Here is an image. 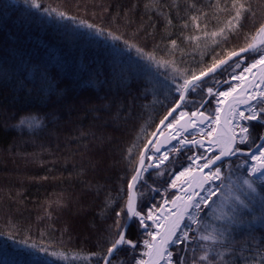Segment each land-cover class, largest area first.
I'll use <instances>...</instances> for the list:
<instances>
[{"label": "trees", "instance_id": "16d2710c", "mask_svg": "<svg viewBox=\"0 0 264 264\" xmlns=\"http://www.w3.org/2000/svg\"><path fill=\"white\" fill-rule=\"evenodd\" d=\"M34 3L0 0V264H104L123 232L139 161L182 101L185 81L252 44L264 26V0ZM263 52L264 45L245 52L197 82L181 107L214 103L207 88L224 81L228 88V73ZM22 122L28 126L18 129ZM247 125L240 153L219 165L222 183L202 205L189 242L172 246L175 264H264V179L246 166L264 123ZM177 154L151 168L146 160L136 212L146 216L179 194L169 181L193 150ZM14 162L26 165L24 175L15 177ZM240 177L256 191L235 183ZM78 206L88 210L74 214ZM146 225L133 217L125 239L134 246L119 245L108 264L143 258Z\"/></svg>", "mask_w": 264, "mask_h": 264}, {"label": "rangeland", "instance_id": "374dc122", "mask_svg": "<svg viewBox=\"0 0 264 264\" xmlns=\"http://www.w3.org/2000/svg\"><path fill=\"white\" fill-rule=\"evenodd\" d=\"M260 34H261L260 31H258L257 34H256V36H255V39L256 40L254 39L255 42L258 41V36ZM241 61H244V59H241L240 61H238L235 64V66H237L239 64V62H241ZM252 62L253 63H251L249 65H245V67H242L241 69L243 71L245 69V72L246 71L249 72L253 68V66L255 64H257L259 61H257V60L255 61L254 60ZM235 66H234V68H235ZM241 69H240V71H242ZM228 75H229V78H228L227 82L229 83L230 86L228 88H226V89H228L227 91L231 94L233 92V89L236 90L239 86L242 85L243 78L241 76H238L237 73H235V70L234 69L231 70L228 73ZM225 84H226V82L224 81L223 83H218L217 82L216 85L209 86L207 88V92L210 95H214L215 96L214 103L211 102V104H210L209 103V100H210L209 98L208 99H205V100H202V102L200 103V105L197 106L196 109L192 110L191 112L188 111V113H194V112H197V111H199V112L200 111H204V112H206V113L214 116L218 112L219 104H222V102H221V95L220 94H221L223 88H225V87H223ZM263 88H264V85H263ZM209 90H211V91H209ZM258 101H260V96L258 97L257 100H254V101H252L250 103V105L248 106L249 109L245 112V115L244 116L251 115L252 114V111L255 110L258 118L256 120H253V121H261V122L264 123V120L259 118V114L261 113V111H260L261 108L256 107V103ZM212 103H213V108H212ZM184 111H187V110H185L184 108L181 107L180 111H178V113H176L171 118V122L177 120L179 118V116L184 113ZM67 115L65 114L64 117H66ZM247 124H248V120L242 118V120H241V122H240V124L238 126V131L236 133V137L239 140V142L241 141V139L244 136H248V132L247 133H244V132L241 131L242 128H248V125ZM25 125H26V127L28 126L27 123L26 124H23V122H22L20 125L17 126V128L19 129L20 127L25 126ZM215 127H216L215 124H211V125L209 124L208 126H206L204 128H199V129H197L195 131H192L190 133H186L185 135H183L179 139L178 142H176L173 146H171L169 148V150L167 151V155L166 156H161L160 157V155L156 156L154 154L152 156L151 155V153H152V145H150L147 148V153H148V155H147L148 158L147 159L149 161L148 164H150L149 165L150 166L149 168H151L153 166H156V165L160 166V165L168 162L169 159L172 156H175L176 157L178 155L177 153L179 151H182L185 148H191L193 150V154L190 156V163L187 165L186 168H184V170L182 169L181 171L174 172L172 174V177H171L170 181H169V187L172 188V189H174V190H178L179 191V189L177 188V186L180 185V182L182 180H185L186 181L187 178H188V176H190V174L194 170L196 171L197 169L199 170L202 167H204V165L207 164V162L210 161L211 158L216 154L215 152L208 153V151L205 150L206 144L211 143L210 141H211V139L214 136V128ZM262 137H264V133H263ZM108 138L109 139H112V137H110V136H108L107 139ZM241 144H243V143H241ZM262 144H264V140H263ZM214 147H215V145H214ZM256 149L257 150H256V152H254L255 154H253V155H257L259 153L258 147ZM216 152H219V150H217ZM239 153L240 152H235V154L231 158L237 157V154H239ZM150 157H152V158H150ZM251 157H252V155L250 156V162L248 163V160L246 162L247 168L249 166V175L258 177L256 174H252L251 173V167L256 164V161L253 160ZM194 158H197L196 163H194ZM141 160H142V158L140 159L138 166L140 165ZM11 162L13 164V159H11ZM14 163H15L14 164V168L16 170H14L13 172L16 175L15 177L24 175L23 174L24 173L23 172V168L26 165L24 163H20V162H14ZM222 168H224V167L222 166V167H218V168L212 169L208 173H207V171H205V174H203L206 177V179L208 178V180H209V183H205L204 184V186L202 188V193H201L202 196H200V198L201 197H205V201L200 204V207L199 208H194V206H193L192 210L190 211V214L191 213L193 214L192 217H194V219H195L196 222L193 223V221L190 220L189 217H187L185 219L184 223L182 224V226H180V228L178 229L176 236L172 239V241L170 243V247H169V253H171V260H170L169 264H175V260L173 258V252L174 251L171 250L172 249V246L175 245L177 242H180L181 240H183L184 242L185 241L186 242H189V237H190L189 236V232L192 230L193 224H196L197 221H198L199 213H200V209H201L202 205L207 204L206 199H208V195H207L208 194V190L211 189L214 192H217L218 191L219 184H221L222 183V180H223V170H222ZM141 170H143V166H142ZM217 170H219V179H209V177L212 176L214 173H216ZM181 173H183V175H181ZM142 176H143V172L141 171L140 176H138L137 185L139 184ZM258 178H260V177H258ZM245 180H248V179H244V178H241L240 177L239 180L237 182H235V183H238V184L240 183L242 187L245 186V187L248 188V186L244 184V181ZM186 184H187V181L184 183L183 186H185ZM173 185H175V186H173ZM232 185L235 186V188H237V186H238V185L236 186V184H234V183H232ZM183 186L181 188H183ZM230 189L232 190L231 187H230ZM131 190H132V188H131ZM180 193L181 192H179V194ZM130 194H131V192H130ZM246 194H248V191H246ZM237 197L241 198V196L238 193L236 194V197L234 196V198H237ZM223 198L224 197H222V195H221L220 201L223 200ZM234 201H235V199L232 200V202H234ZM169 202H171V201L169 200ZM164 203H165V201H163L160 204V206L158 208H156V209L148 210L146 216H143L141 214H139V216H138L139 219H140V221L143 219V221H144L143 226L146 225V223L148 222V223L151 224V228L149 230H147L148 231V234H149V237L143 243V245H144L143 258L142 259H139L138 262H137V264H141V262H144L147 259L148 252H149L150 245H151V240L153 239V235H150V233L151 234H154V232H155V226H154L155 225V221H156L155 219L159 218L158 211L163 209L161 207H162V205ZM222 208H223V206L221 204L220 205H217L215 207V209H214V213L217 216H219V214L221 212H223ZM73 209H75V208H73ZM87 210L88 209L85 210L84 207L78 206V208L76 207V211H74L73 213L74 214H78V215H83ZM149 214L152 215L153 219H147V217H148ZM228 219L229 218H227L225 220H228ZM164 224L165 223H164V219H163L162 225H164ZM87 227H89V228L91 227L92 229L94 228L93 225H92V223H87ZM145 228H147V227H145ZM185 233H187V236L186 237L184 235Z\"/></svg>", "mask_w": 264, "mask_h": 264}, {"label": "water", "instance_id": "95a60500", "mask_svg": "<svg viewBox=\"0 0 264 264\" xmlns=\"http://www.w3.org/2000/svg\"><path fill=\"white\" fill-rule=\"evenodd\" d=\"M252 45L254 47H251V48L247 47L246 48L247 51H241L240 53H244V52H248V51L252 50L256 46H258L259 43H255V44H252ZM234 57H235L234 55H231L230 57H228L226 60L223 61L224 63H220L219 65H217L214 68L215 69L214 71H207V72H205V75L200 74V75L196 76V77H199V79L193 81V83L191 85H189L188 88L184 89L183 97L184 98L186 97V95L188 93V89L193 84H195L196 82H198V81H200V80L212 75L216 71L220 70L223 66H225ZM259 67H260V64L255 65V67L253 68V75L258 71ZM231 97L232 96H230L229 99ZM257 98L258 97H256V99ZM228 100L223 103L224 108L226 107V103L228 102ZM180 106H181V103H179V107L178 108H180ZM178 108L175 107L176 110ZM195 114L196 115H193V113H184L181 117H179V119H177V121L173 125H168V127L166 129H164L166 124H167V122H168V120H169V118H170V116L168 115L167 116L168 119H164L163 120V123L160 124V126L158 127V129H157V131L155 133L156 141H155L154 146H153V153H155V154H165V152L167 151L169 146L171 144H173L174 142L178 141L182 134L188 133V132L198 128L199 126H204V125L210 123L213 120L210 115H208V114H206L204 112H195ZM219 117H221V111L219 113ZM261 142H262V140H261ZM236 145H237V139H236V137H234V139H232V142H231V145H230L231 153L234 152V150L236 148ZM228 151H229V149L221 151L219 154H217L215 157H213L207 163L208 167H202L199 170V172L201 174H204L205 171H208L209 169L215 167L216 165H218L219 163L223 162L224 160L230 158L232 154L221 155L222 152L228 153ZM218 156L220 157V159H216V157H218ZM146 158H147V155H146V151H145L144 156L142 158L143 163H140V165L138 167V170L136 172V175L140 174L141 168L145 164ZM213 161H214V163H213ZM195 177H196V171L194 170L191 173V175L189 176L188 185L184 188L182 193L174 199L173 203L162 206V208H164L165 211L167 213H169L170 216H171V215H173V213H175L178 204L181 203L182 200L184 201V203H183V211H182L181 215L178 216V217H181L180 226H182V224L184 223L185 219L188 217V215H190V210H191L192 207L191 208H187V211H185L186 206L188 204H194V201H197V198L202 195L201 193H202V188H203L204 184L207 183V181H205V182H202L200 185H195V183H194L195 182ZM135 186H136V184L134 183L133 187H135ZM136 205H137V201H136V197H135L134 198L135 210H136ZM169 209H171V210H169ZM161 212H162L161 210L158 211V216L161 215ZM165 216L166 217H163L164 223H165L164 225H162V223H163L162 219L161 220L159 218L156 219V222H155V225H154L155 226V232H154L155 239L157 238V236L162 234L163 235V240H164L167 237L168 231L172 228V226H169V227L167 226L166 227L167 218L169 216H167L166 213H165ZM132 219H133V215L130 213L129 216H128V219H127V221L125 223L124 234L126 233V230L129 227ZM176 219H177V217H176ZM176 219H175V221H176ZM163 227H165L166 230H163ZM178 229H176L175 235L172 236L171 240L167 244H164V247H166V246H168V248L170 247V243H171L172 239L176 236ZM155 239H152V241H151L152 244L154 243ZM144 264H147L146 261H144Z\"/></svg>", "mask_w": 264, "mask_h": 264}, {"label": "bare ground", "instance_id": "6f19581e", "mask_svg": "<svg viewBox=\"0 0 264 264\" xmlns=\"http://www.w3.org/2000/svg\"><path fill=\"white\" fill-rule=\"evenodd\" d=\"M263 39L264 34L261 33L258 36V42H261ZM242 78H244V84L231 94L232 97L230 99L229 96H221V99H224L223 103L228 99L229 100L226 103L225 108L223 104L219 105V108L221 109V117L218 116L216 119L212 120V123H214L216 127L214 128V136L210 141L211 143L208 145L206 144L209 151H212L214 145V148L217 147V149L220 150L229 149L232 142V137L236 136L238 126L242 120L240 113L245 115V112L249 109L248 106L254 100L252 97H258L260 93L264 92V58L260 63L258 71L254 75L251 73L246 75V73H244ZM243 101H246V103ZM196 160L197 158H194L195 162ZM199 177L200 176L198 174V176L195 178V185H200L201 182L204 181V178ZM137 180L138 176L134 182L137 183ZM131 197L134 198V193H132ZM183 203L184 201L182 200V202L178 204L175 213L167 218L166 227L173 226L176 217L181 215L183 211ZM194 208L196 207L194 206ZM190 216H193V214L191 213ZM163 217H166L165 209L162 210L161 215H159V219L161 220ZM163 230H166V228L163 227ZM158 249L160 250L159 255L157 254ZM170 260L171 255H169V248L168 246L164 247L163 235L161 234L157 236L154 243L151 245L146 263L169 264Z\"/></svg>", "mask_w": 264, "mask_h": 264}, {"label": "snow or ice", "instance_id": "6c2138e0", "mask_svg": "<svg viewBox=\"0 0 264 264\" xmlns=\"http://www.w3.org/2000/svg\"><path fill=\"white\" fill-rule=\"evenodd\" d=\"M33 3H34V0H33ZM34 6L37 7V8L39 7V5L35 4V3H34ZM59 15L60 16H64L63 13H60ZM237 15H239V13H237ZM89 27H91V25H89ZM259 31H260V33L264 34V26H261ZM249 47L251 48V47H254V46L250 45ZM241 51H247V49H242ZM232 55L237 56V55H239V53H233ZM221 63H224V62L221 61ZM214 70H215L214 68L213 69H209V71H214ZM202 75H205V73H202ZM197 79H199V77L193 76L191 81H188V80L185 81L183 87L185 89L188 88L189 85H191L193 83V81H195ZM209 91H211V90H209ZM233 91H234V89H233ZM220 95L227 97L228 95H230V93L229 92H223ZM180 99L181 100L184 99L183 95H181ZM252 99H256V97H252ZM243 102L246 103V101H243ZM259 102L260 103H264V92L260 93V101ZM176 107L178 108L179 104H177ZM175 111H176V109L174 108L172 110V112H175ZM260 111L264 112V108H261ZM172 112L169 113V116L172 115ZM193 115H196V114L193 113ZM240 116L243 119H247V120H256L258 118L255 110H253L252 114L249 115V116H244L243 113H240ZM165 119H168V117H165ZM161 123H163V121H161ZM241 131L244 132V133H247L248 132V128H242ZM232 139H234V137ZM247 139H248V136H244L241 139L240 142L244 143ZM261 139H264V137H261ZM257 147L259 149V155H253L251 157L253 160H255L257 162L256 165H253L251 167V173L252 174H259L260 179H264V144L258 145ZM225 154H234V153H231V147H229L228 153H225V152L221 153V155H225ZM216 159H220V157L218 156V157H216ZM141 163H143V160H141ZM213 163H214V161H213ZM204 167H208V164H205ZM181 175H183V173H181ZM136 179H137V177H133V181H135ZM209 179H219V170H217L216 173H214L212 176H210ZM244 184L247 185L248 188L252 192L256 191V189L253 187V184L250 183L248 180H245ZM173 186H175V185H173ZM129 187H132V185H130ZM207 195H208V199H210L212 196L216 195V192H214L211 189H209ZM236 199L239 201V203L241 205H243V207H247L248 206L243 200H240L239 197H237ZM204 201H205V197H201L199 203H195L194 205L193 204H188L186 206V208H185V211H187V208H191L193 206H195L196 208H199L200 207V203H203ZM128 212H130L133 216H139V213L135 211L134 198H132V197H130L129 202H128ZM147 219H153L152 215L149 214ZM180 219H181V217H177V219L174 222L172 228L168 231L167 237L163 240L164 244H167L171 240L172 236L175 235L176 229H178L180 227ZM189 219L192 220L193 223L196 222L194 217H192V216H189ZM140 222H141V224H143L144 223L143 219ZM144 226L147 227V225H144ZM150 235H153V239H155V234H151L150 233ZM184 235L186 237L187 233H185ZM210 238L211 237H209V236L202 237V239H205V240L210 239ZM121 244H128V245L134 246L133 245V241L126 240L125 239V235L123 233H121L120 236H119V239L116 240L115 243L113 244L112 248L109 249V253H112L116 249V247L118 245H121ZM150 247H151V245H150ZM157 254L158 255L160 254V250L159 249L157 250ZM169 255H171V253H169ZM206 258L207 257H202V259H206ZM141 264H144V262H141Z\"/></svg>", "mask_w": 264, "mask_h": 264}]
</instances>
